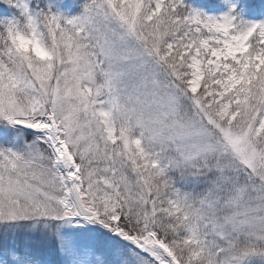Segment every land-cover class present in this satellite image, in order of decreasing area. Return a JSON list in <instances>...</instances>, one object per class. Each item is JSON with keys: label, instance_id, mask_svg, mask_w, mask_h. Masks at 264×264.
Listing matches in <instances>:
<instances>
[{"label": "snow or ice", "instance_id": "snow-or-ice-1", "mask_svg": "<svg viewBox=\"0 0 264 264\" xmlns=\"http://www.w3.org/2000/svg\"><path fill=\"white\" fill-rule=\"evenodd\" d=\"M0 4V264H264V0Z\"/></svg>", "mask_w": 264, "mask_h": 264}, {"label": "rangeland", "instance_id": "rangeland-1", "mask_svg": "<svg viewBox=\"0 0 264 264\" xmlns=\"http://www.w3.org/2000/svg\"><path fill=\"white\" fill-rule=\"evenodd\" d=\"M83 0H52L55 6H58L62 11L72 15L79 11V6ZM10 14L2 4H0V15Z\"/></svg>", "mask_w": 264, "mask_h": 264}, {"label": "trees", "instance_id": "trees-1", "mask_svg": "<svg viewBox=\"0 0 264 264\" xmlns=\"http://www.w3.org/2000/svg\"><path fill=\"white\" fill-rule=\"evenodd\" d=\"M189 2H190V3H197L198 1H196V2H191V0H189Z\"/></svg>", "mask_w": 264, "mask_h": 264}]
</instances>
